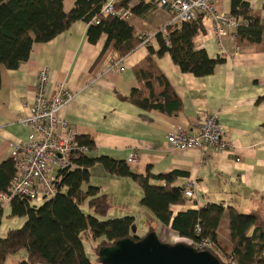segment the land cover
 Listing matches in <instances>:
<instances>
[{"label": "crops", "instance_id": "crops-1", "mask_svg": "<svg viewBox=\"0 0 264 264\" xmlns=\"http://www.w3.org/2000/svg\"><path fill=\"white\" fill-rule=\"evenodd\" d=\"M157 1L128 0L131 7L139 2L152 3L142 15L134 14L129 20L138 40L141 33L164 30L173 17L160 9ZM245 2L264 23V0ZM215 7L218 13L231 15V0H219ZM202 25L203 31L194 40L196 50H205L211 59H224L207 77L183 73L169 53L157 55L159 43L150 46L154 62L180 100L179 111L171 115L141 109L128 100L139 86L136 70L146 65L150 47L138 42L124 56L115 41L108 43L105 34L91 43L89 25L82 21L54 40L34 45L29 60L18 69L8 70L0 65V164L12 159L13 147L32 133L22 120L29 115L36 100L39 75L46 69L48 94L55 95L64 86L75 96L61 115L77 136L94 141L95 149L87 156L126 162L138 176L185 173L176 187L186 189L196 181V201L173 207L174 214L216 203L235 207L243 214L259 211L264 215V50L262 46L240 47L233 30L219 41L214 36L212 16H204ZM212 114H219L227 129L226 138L233 145L230 152L209 148L180 151L170 145L168 134L178 128L196 134L198 124ZM132 154L139 159L130 162ZM90 183L108 195L110 211H116L114 218L135 217L137 232H145L141 236L153 227L163 242L180 237L171 225L161 224L141 206L143 190L133 179L112 176L96 165L91 169ZM10 215L11 206L0 215V237L6 236L10 225L21 221ZM4 217L6 223H2ZM227 219L226 216L218 230L219 241H225L223 231L229 239L225 245L230 244ZM10 221L14 222L9 224Z\"/></svg>", "mask_w": 264, "mask_h": 264}, {"label": "trees", "instance_id": "trees-1", "mask_svg": "<svg viewBox=\"0 0 264 264\" xmlns=\"http://www.w3.org/2000/svg\"><path fill=\"white\" fill-rule=\"evenodd\" d=\"M67 0H0V65L8 70L18 69L27 62L36 44H44L69 30L76 22L89 25L88 36L96 43L102 35L108 43L115 41L122 55H127L140 42L129 22L115 17L103 16L101 10L105 0H75L68 11ZM128 0L119 7L126 8ZM231 15L240 22L235 39L240 47L257 46L264 50V23L245 0H231ZM151 4L139 2L132 8L135 15H142ZM99 19V24L94 19ZM203 31L202 18L185 22L167 29V34H157L160 50L158 56L169 53L183 73L204 78L214 73L223 58L211 59L205 50H196L194 40ZM146 65L138 67L136 77L139 86L132 90L128 100L147 111H159L168 115L177 113L180 100L166 77L153 60L154 50ZM2 77L0 72V90ZM80 146L90 151L95 149L89 137L78 136ZM74 168L59 174V191L56 196L37 203L27 197L17 196L11 202L10 218L25 219L21 228L10 229L0 237V264H7L12 256L27 252V259L18 264H101L100 250L132 238L143 239L133 232L135 217L124 216L107 219L111 203L107 194L90 183L91 169L101 165L116 177L131 178L143 190L142 207L150 210L163 225L171 228L180 237L199 242L210 239V250L222 264H264V215L255 211L243 214L235 207L211 203L199 210H188L174 214L173 207L186 204L184 189L176 187L183 172L138 176L131 172L128 164L108 157L91 158L73 155ZM17 177L13 159L0 164V195L6 193ZM87 206L89 212L84 211ZM3 211L0 209V215ZM227 216L230 244L218 239V230ZM199 229V232L197 231ZM91 233L96 256L94 263L86 252L83 234ZM21 260V261H20Z\"/></svg>", "mask_w": 264, "mask_h": 264}, {"label": "built area", "instance_id": "built-area-1", "mask_svg": "<svg viewBox=\"0 0 264 264\" xmlns=\"http://www.w3.org/2000/svg\"><path fill=\"white\" fill-rule=\"evenodd\" d=\"M127 0H105L101 10L103 16L118 18L128 22L133 16L132 7H119ZM218 0H158L157 6L172 14L168 26L162 30L174 29L185 22H193L200 16H212L214 21V36L221 41L230 30H237L239 20L231 15L219 14L215 4ZM99 24V19H94ZM158 33H141L139 40L144 46L158 44ZM226 53V52H224ZM49 73L46 69L39 75L36 100L29 108V115L22 120L24 126L32 133L28 139L13 147L12 159L15 161L17 177L6 193L0 195V209L14 197L23 196L35 202H43L56 194L59 174L73 169L72 156H86L90 150L77 142L76 131L62 117V112L73 102L75 96L64 86H60L55 95L47 93ZM227 129L221 122L219 114H212L198 124L196 134H190L181 128L168 134L167 140L173 148L180 151L211 149L214 152H230L233 148L226 138ZM139 156L132 154L130 162L137 161ZM197 182H191L184 189L186 201H196L195 189ZM199 232V229L197 230ZM189 246L198 251H210L213 243L210 239L195 242L179 237ZM179 243V242H178Z\"/></svg>", "mask_w": 264, "mask_h": 264}, {"label": "water", "instance_id": "water-1", "mask_svg": "<svg viewBox=\"0 0 264 264\" xmlns=\"http://www.w3.org/2000/svg\"><path fill=\"white\" fill-rule=\"evenodd\" d=\"M133 232H137L133 228ZM101 264H222L210 251L185 243L167 244L155 232L135 241L128 238L100 250Z\"/></svg>", "mask_w": 264, "mask_h": 264}, {"label": "rangeland", "instance_id": "rangeland-1", "mask_svg": "<svg viewBox=\"0 0 264 264\" xmlns=\"http://www.w3.org/2000/svg\"><path fill=\"white\" fill-rule=\"evenodd\" d=\"M74 1L75 0H67L66 1V5L67 6H70L71 4H73L74 3ZM84 211L85 212H89V209H88V207L87 206H84ZM111 215V216H110ZM116 215V211L115 212H113V213H111V211L108 213V215H106L105 217H104V219L105 220H107V219H116L117 217H115L114 218V216ZM18 219V218H17ZM6 218L4 217L3 219H2V223H6ZM19 220H21L20 221V223H17V224H14V225H10L8 228H7V231L9 230V229H12V228H21L23 225H24V223H25V219H19ZM14 221H10L9 222V224H11V223H13ZM224 230V229H223ZM143 233H145V232H143L142 230H139L138 232H137V234L139 235V236H141V235H143ZM226 237V238H225ZM82 238H83V241H84V244H85V247H86V252H87V254H88V256L90 257V259L95 263L96 262V256H95V253L93 252V249H92V245H94L95 243H94V241L92 240V237H91V233L89 232V231H86L84 234H83V236H82ZM222 239L223 240H225L224 242H226V243H229V239L227 238V236L225 235V233H224V231L222 232ZM163 242V241H162ZM182 243L183 241H181V240H174L173 242H169V241H165L164 243H167V244H176V243ZM94 243V244H93ZM229 247H231V244H229ZM20 258H21V260H25V259H27V252L26 251H22V253H20L19 255H18ZM18 256H12V257H10V259L8 260V263L7 264H18V261H19V258H18ZM20 260V261H21Z\"/></svg>", "mask_w": 264, "mask_h": 264}, {"label": "bare ground", "instance_id": "bare-ground-1", "mask_svg": "<svg viewBox=\"0 0 264 264\" xmlns=\"http://www.w3.org/2000/svg\"><path fill=\"white\" fill-rule=\"evenodd\" d=\"M218 1H219V0H218ZM218 1H217V2H218ZM217 2H216V3H217ZM215 6H216V4H215ZM132 8H133V7H132ZM215 8H216V7H215ZM217 13H218V12H217ZM133 14H134V12H133ZM219 14H220V13H219ZM225 15H226V14H225ZM231 16H232V15H231ZM200 17L203 18L204 16H200ZM233 17H234V16H233ZM234 18H235V17H234ZM198 19H199V18H198ZM128 22H129V21H128ZM233 31H234V30H233ZM236 31H237V30L234 31V39H235V32H236ZM160 32H161V31H160ZM158 33H159V32H158ZM58 191H59V188H57L56 194L53 195L51 198H53L54 196H56L57 193H58ZM14 198H15V197H14ZM14 198H13V199H14ZM51 198H50V199H51ZM13 199H12V200H13ZM12 200H11L7 205H5L3 208H1V210L3 211V214H4V210H6L8 207L11 206V202H12ZM43 202H44V201H43ZM37 203H41V202H37Z\"/></svg>", "mask_w": 264, "mask_h": 264}]
</instances>
